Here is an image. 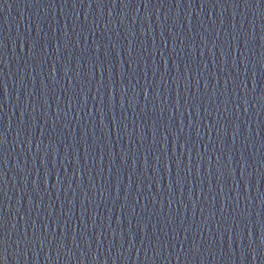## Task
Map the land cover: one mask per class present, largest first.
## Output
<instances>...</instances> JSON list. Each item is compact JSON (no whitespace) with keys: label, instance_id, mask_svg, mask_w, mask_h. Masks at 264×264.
I'll list each match as a JSON object with an SVG mask.
<instances>
[{"label":"water","instance_id":"water-1","mask_svg":"<svg viewBox=\"0 0 264 264\" xmlns=\"http://www.w3.org/2000/svg\"><path fill=\"white\" fill-rule=\"evenodd\" d=\"M0 264H264V0H0Z\"/></svg>","mask_w":264,"mask_h":264}]
</instances>
